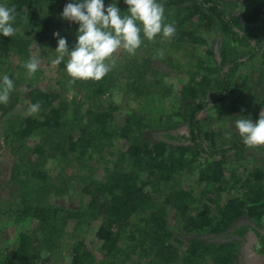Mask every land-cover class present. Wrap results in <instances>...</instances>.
I'll use <instances>...</instances> for the list:
<instances>
[{"label": "trees", "instance_id": "16d2710c", "mask_svg": "<svg viewBox=\"0 0 264 264\" xmlns=\"http://www.w3.org/2000/svg\"><path fill=\"white\" fill-rule=\"evenodd\" d=\"M59 1L0 0V5L15 8V20L11 21L16 30L15 34L12 37L0 35V59L5 58L4 63L9 54H14L18 60H22L26 55L27 59L31 45L36 44L40 49L43 40L54 37L53 32L59 30L56 26L60 25V28L63 26L61 18L59 19L60 12L56 9ZM254 1L259 5L247 12L244 11L241 15H231L223 0H162L164 23L174 25L176 29L174 36L161 38L162 36L158 34L152 42L159 48L153 49L151 53L144 51L141 55L138 53L129 55L132 58L127 60V63L136 67L130 69V72L138 75V81L143 77L154 78V81L161 82L156 69L159 68V64L164 66L171 62L173 58L171 50L175 53L184 51L189 56L192 54L191 49L195 51V55H192L195 63L189 66L192 70L189 81L181 85L178 110L175 113L187 126V136L178 137L184 142L183 144H178V139L173 136H168L173 140L172 144L162 140L152 142L143 138L145 130L157 128V124L160 123L159 120L154 119V112L151 115L153 119L149 118L146 112L131 113L132 115L126 117L124 122L116 124L114 112L118 110L117 106L109 104L105 110L101 106L103 98L106 94H110V89L120 84V82L115 83L117 79L111 74H106L94 89L88 88L90 96L84 102L85 108L75 117L68 116L63 103L55 104L59 93L34 90L28 94L31 105L36 102L41 103L39 113L10 120L9 128L6 129L13 131L12 135L20 140L27 136L45 135V140L56 138L63 144L58 149L48 150V148V152L44 147L35 149L39 154L37 162L33 165V172L38 182L45 178L40 166L46 156L50 155L54 158L57 156L56 163L69 164L76 161L81 165L93 166L95 163H103L102 154L107 152L105 148L110 146L111 140L124 139L125 144L114 157V161L104 168L99 180L91 179V176L86 174L81 177L83 182L81 192L86 199V207L96 212L95 215L92 213L97 217L96 219L102 218L101 224L94 231L102 254L99 261L95 260L91 252L85 251L82 241L72 242L69 237L68 239L63 237V229L68 223L74 225L71 235L83 236V224L89 225L86 221L87 208L83 212L64 211L59 217L56 215L59 210L40 208L30 213L39 221L36 238L25 232L18 235L19 244L15 254L23 260L18 261L17 255L9 259L0 257V264H15L17 261L19 264H25V260H29L28 262L33 260L38 264L43 261L39 260L41 257L39 252H43V248L44 251L50 250L48 257L55 260L52 250L56 252L58 246L66 245V242L70 247L68 252L70 264H119L120 260L124 263L131 260L132 264H204L210 259L214 264H234L237 261L236 250L230 242L213 245L194 237L185 248H182L181 237L175 236L167 226L165 213L167 206L174 209L182 230L186 233L193 232L194 235L202 233L222 235L233 229L235 223L242 218L259 221L264 218L263 168H252L245 176L243 182L248 190L243 198L232 196L224 199L222 203L219 200L222 192L230 195L243 177L244 172L239 176L236 174L237 167L231 168V171H228L227 167L231 165L229 163L242 160L243 158L239 157H244L245 149L248 147L234 135L229 137L228 143L217 144L215 134L208 131L204 120L199 118L204 110L210 108V105L218 106L220 103L226 104L231 109L237 105V110L250 112L252 115L250 119L253 122L259 118L257 112L264 105V97L257 98L258 102L247 97L246 87H241L239 81L234 80L232 68H236L239 63V59L233 56L234 45L228 47L226 41L222 42L221 63L217 69L212 68L207 60L205 62L201 57L203 55H198L206 43V35L221 33L231 42L237 41V45L246 41L254 42L252 47L255 52L262 53V65H264V43H262L264 16L259 17L264 15V0ZM116 6L122 15L127 11L124 0H118ZM63 28L62 34L52 40L57 42L59 38L65 37ZM144 54L149 55L144 57L142 56ZM254 54L252 51L249 58ZM120 57L119 60L114 61L121 62L125 55L122 54ZM201 67L217 76L198 74L197 70ZM119 69L120 66L115 63L116 74ZM7 70H10L8 66L1 74L6 73ZM217 71L220 72L221 77L218 76ZM262 77L260 73L254 82H259ZM138 81H129L124 87L137 95L131 100L134 99L139 105L147 104L145 100L149 99V94L152 93L151 81L146 80L144 86L136 87ZM63 84L64 81L59 82V89L62 90ZM210 86L214 95L209 98L207 88ZM165 96L162 95V98ZM79 105L83 104L79 103ZM165 113L159 114L165 116L163 115ZM231 118L234 122L237 121L236 115H231ZM17 119L20 121L15 124ZM229 153H232L230 157L232 161L227 160ZM67 157L68 160H64ZM24 172L30 174L27 170ZM11 174L13 180L21 175L16 169ZM189 178H195L197 183L204 184L196 196L197 192L193 187L188 185L186 190L180 186L182 179ZM24 182L25 187L28 181L22 183ZM46 186L45 184L30 185L37 194L40 191L45 192ZM212 205L215 207L213 214L210 212ZM28 213L27 208L22 211L24 215ZM125 232L129 240L127 246L135 258L130 255L121 258L116 255L119 249L118 242ZM232 233L239 238L252 240L247 247L251 253L258 256L264 254V233L257 232L250 225L237 227ZM257 244L260 245L258 250ZM31 245H33L32 254L28 255L27 248ZM20 252L22 254H19Z\"/></svg>", "mask_w": 264, "mask_h": 264}, {"label": "rangeland", "instance_id": "374dc122", "mask_svg": "<svg viewBox=\"0 0 264 264\" xmlns=\"http://www.w3.org/2000/svg\"><path fill=\"white\" fill-rule=\"evenodd\" d=\"M223 1L226 3L231 15H241L244 11L247 12L259 5L254 0ZM72 2L73 0H60L57 3L56 9L60 12L59 19L61 18L64 7L68 3ZM76 2H78V0H76ZM157 2L162 4V0H157ZM103 3L105 8H107L112 3L117 5L118 0H103ZM259 3L262 5L261 2ZM261 8H263V6ZM263 16L264 15H261L259 17ZM60 21L63 26L61 28L60 25L56 26L59 30L53 33H59L60 36V34H62L61 30L64 27L63 32L66 33L64 38L67 40L68 51H71L77 42L76 34L79 24L69 22L62 18ZM159 35L162 36V34ZM54 38L57 37H52V39ZM52 39L48 38L43 40V45L40 49L36 44L31 45L27 59L25 55L22 57V60H18L14 57V54H9L6 58V63H4L5 58L0 59V81H2L3 76L7 74L14 83L8 102L6 104L0 103V257H3V259H9L12 256L17 255L18 261L20 259L23 260L18 257V254H15L19 244L18 235L25 232L33 235L32 238H36L38 235L37 227L39 226V221L35 215L33 216L30 213H33L37 209L45 208L46 210H59L56 214L59 217L64 214V211L83 212L85 211V208H87L88 218L86 221L89 225L83 224V236L71 235L74 225L72 223H68L64 229L61 227L63 229V237L64 239H68L69 237L72 242L82 241L85 246V251L91 252L95 257V260L99 261L102 258V254L100 253V243L95 238L94 231L101 224L102 218L96 219L97 217L92 215V213L95 215L96 212H93L92 208L88 209V207H86V199L84 194L81 192L83 185L81 177L86 174L91 176V179L99 180L100 176L103 174L104 168L107 165H110V162L114 161V157L117 156L120 149L125 144V140H111L110 146H106L105 148L107 152L102 154L104 157L102 160L103 163H95L93 166H90L89 164L81 165L76 161L70 162L69 164H64L63 162L56 163V161H58L57 156L56 158L50 155L46 156L43 159L44 162L41 163L40 166V171L44 174L45 178H42L38 182L37 176L33 172V165L37 162L39 154V152L35 151V149L38 147H44L48 152L51 148L58 149L63 146V144H61L58 139L56 140V138L49 141L48 139L45 140V135L39 137L35 135L27 136L20 140L12 135L13 131L7 130L10 125V120L13 121L14 119L16 120L17 117L29 115V108L31 104L27 96L31 91L39 90L43 93H59V98L55 104L58 105L59 103H63L68 116L75 117L78 115L77 113L79 111H83L85 108L84 102L87 101L90 96L88 88L91 87L94 89L98 84H100V80H89L76 81L75 84L70 85L68 81L71 78L67 76L65 70L68 57L66 55L64 60L59 65L53 64V61L57 56V53L54 52L57 48V42ZM141 40V48L136 50V53L140 55L144 51L151 53L153 49L159 48L156 47L152 41H148L144 38L142 34ZM223 41H226L225 44L228 45V47L234 45L235 48L232 49L233 56L239 59L238 66L236 68H232L235 75L234 80L239 81L241 87H246L247 97H250L258 102L257 98L264 97V65H262V53L255 52V49L252 47L254 42L249 43V41H246L237 45V41L231 42L227 36L223 37L221 33H214L213 35L210 34V36L206 35V43L202 46L201 52L198 55H203L201 57L205 60V62L207 60L212 68L217 69L219 63H221L220 49L223 46ZM262 43H264V40ZM149 49L151 50L150 52L148 51ZM252 51H254L255 54L249 58ZM171 52L173 55L171 62L164 66L159 64V68L156 69L158 72V78L162 80L161 82H159V80L158 82L154 81V78L145 79L143 77L140 81H138V75L130 72V69H136V67H133V65L129 62L127 63V60L132 57H129V54L124 52L122 49L114 53L113 59L116 61L121 58L120 56L122 54H124L125 57L121 59V62L115 61V63L120 66L117 74L115 72V63L107 74H111L115 79H117L115 83L117 84L120 82V84L115 85L110 89V94H106L101 102V106L103 110H105L109 104L117 106L118 110L114 112L116 124L124 122L126 117L132 115L131 113L143 114L146 112L147 116L152 118L151 115L154 112V119L159 120L160 123L157 124V128H148L149 130H145L143 138L149 139V141L152 142L162 140L166 143L172 144L173 140L168 136H173L176 140L180 135L187 136L186 124L175 113L176 110H178V94H180L181 85L189 81V76L192 72L189 66L191 63H195V60L193 59L194 56H192L195 55V51L191 49L190 52L192 54L190 56L185 54L184 51L175 53L174 50H171ZM148 55L149 54H144L142 56L148 57ZM31 59L38 60L39 66L34 74L29 75L24 65ZM109 63H111V61H109ZM6 66H8L10 70L1 74ZM197 73L209 77L217 76L215 74L208 73L206 70H203L202 67L197 70ZM260 73L263 75L262 79L259 82H254L256 76H259ZM151 76H153V74H151ZM218 76L221 77L220 72ZM196 79H198V77ZM133 80L138 81L136 87H139V85L144 86L146 80L148 82L151 81L150 86L152 93L149 94V99L145 100L147 101V104L139 105L134 99L131 100L137 95L132 90L125 89L124 86L127 82ZM63 81L64 84L61 90L59 89V82ZM207 89L209 92L207 94L208 97H213L214 92L212 87L210 86ZM162 95H166L167 97L165 96V98H162ZM79 103H82L83 105H79ZM219 105H210L209 109L207 108L200 114L199 118L202 121L204 120L205 128L215 134V140L219 145L228 143L229 134L230 137L234 135L237 140L243 142L242 138L238 134V130L235 127L236 121H233L231 115H236L237 120L241 118L250 119L252 116L251 113L247 111L244 113L245 110H237V105H235L234 109L229 108L226 104L220 103ZM261 107L258 109L257 115L259 114ZM162 112H166L163 114L165 116H160ZM19 121L20 120L17 119L15 124H18ZM15 127H18V125H15ZM177 141L178 144L184 143L180 140V138ZM232 153L228 154L227 160L232 161L230 158ZM244 157L240 156L239 158L243 159L237 161L236 163H229L231 165L227 167L228 171H231V168L233 167H237L238 171L236 174L238 176L242 175L243 172L244 173L239 183H237L236 187L232 189L230 195L222 192L219 198L221 203L224 199L232 196L238 197L239 199L243 198V195L248 190H246V184L243 182L245 176H247L248 172L251 171L252 168L259 167L264 169V146H258L251 149L246 148ZM64 160H68V157ZM15 169L16 172L19 170L21 175L16 178V180H13L11 173ZM25 170H27L30 174L27 175L24 172ZM26 180L28 181V185L24 187L23 185L25 182H22ZM182 180L183 181L180 182L181 188L187 190L189 186L193 187V189L197 192L195 193V196L201 191L204 185L197 183V179L195 178ZM31 184L33 186L45 184L47 185L46 190L45 192L40 191L38 192L39 194H37L33 191V188L30 187ZM240 185L243 186V188ZM26 208L29 210V213L24 215L22 214V211ZM214 208L215 207L212 205L210 209L212 214L214 213ZM19 213H21L22 216L19 215ZM165 217L167 226L173 231L175 236L181 237L183 242L182 248H185L187 243L194 237L202 242L213 245L230 242L233 244L237 253V261H235L234 264H264V254L258 256L255 255V253H251L250 250L247 249L250 243H252L250 238H239L232 233L233 229L237 227L250 225L257 232L263 234L264 218L260 221L242 218L235 223L233 229L226 231L225 234L214 236L208 233L194 235L193 232H184L180 226L177 213L170 206H167ZM127 237V232H125L121 236L117 245L119 249L118 252H116V255L121 258L126 255L133 257L130 252L131 249L127 246L129 243ZM32 246L33 245H31L30 248L28 246L27 248L28 255L32 254ZM42 251L43 252H39L41 256L39 260L43 261L38 264H70V256L68 255L70 247L68 242H66V245L58 246V250L56 252L52 250L55 260L48 257L50 250L45 249L44 251L43 248ZM19 254L22 253L20 252ZM18 261L15 264H19ZM28 261L29 260H25V264H35L33 260L30 262ZM131 262L133 261L127 260L125 263L122 260L118 261L119 264H132ZM204 264L214 263L210 259L206 260V263L204 262Z\"/></svg>", "mask_w": 264, "mask_h": 264}, {"label": "clouds", "instance_id": "9594fccd", "mask_svg": "<svg viewBox=\"0 0 264 264\" xmlns=\"http://www.w3.org/2000/svg\"><path fill=\"white\" fill-rule=\"evenodd\" d=\"M124 3L127 11L123 15L116 4L105 8L103 0H73L64 7L61 18L79 24L77 42L68 51L67 40L59 38L53 64L59 65L67 55L65 70L71 78L70 85L76 81L101 80L114 66V53L121 49L129 55L136 53L142 43L141 33L148 41L158 34L163 38L174 36L176 29L173 24L164 23V7L157 0H124ZM14 13V7L0 5V35L12 37L15 34L11 24L15 20ZM53 35L59 37V33ZM38 66L36 59L24 65L29 75L34 74ZM13 87V80L5 74L0 81V103L8 102ZM40 109L41 103L36 102L30 106L29 114H38ZM235 127L246 147L264 146V111L255 122L249 118L238 119ZM256 247L258 250L260 245Z\"/></svg>", "mask_w": 264, "mask_h": 264}, {"label": "built area", "instance_id": "2783aa9c", "mask_svg": "<svg viewBox=\"0 0 264 264\" xmlns=\"http://www.w3.org/2000/svg\"><path fill=\"white\" fill-rule=\"evenodd\" d=\"M261 111H264V105L261 107L260 111H259V115H260V112Z\"/></svg>", "mask_w": 264, "mask_h": 264}]
</instances>
